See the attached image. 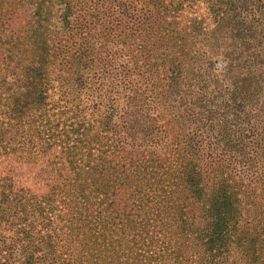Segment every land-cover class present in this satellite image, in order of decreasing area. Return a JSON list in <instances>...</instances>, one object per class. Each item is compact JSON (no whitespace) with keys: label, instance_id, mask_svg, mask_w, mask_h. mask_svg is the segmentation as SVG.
Listing matches in <instances>:
<instances>
[{"label":"trees","instance_id":"16d2710c","mask_svg":"<svg viewBox=\"0 0 264 264\" xmlns=\"http://www.w3.org/2000/svg\"><path fill=\"white\" fill-rule=\"evenodd\" d=\"M27 1L23 36L0 38L22 76L17 91L0 78V115L38 111L40 146L67 171L39 196L0 179L22 264H264V0H201L207 20L185 24L198 0ZM186 30L205 41L184 52ZM93 41H120L125 59L94 67ZM90 71L122 89L100 119Z\"/></svg>","mask_w":264,"mask_h":264},{"label":"rangeland","instance_id":"374dc122","mask_svg":"<svg viewBox=\"0 0 264 264\" xmlns=\"http://www.w3.org/2000/svg\"><path fill=\"white\" fill-rule=\"evenodd\" d=\"M194 5H190V8H186V13L182 15L187 18H183L188 21L195 18L196 20L200 18H205L207 20V11H205V3L198 0ZM2 11H0V38L4 40L7 37H22L26 29V24L29 21L30 14L32 12V6L28 5L27 0H3L0 6ZM5 11V13H3ZM76 11V10H75ZM77 14L74 13L71 16L70 21H73V17ZM59 12L56 9L52 10L50 22L54 24L55 30L59 31L60 21L58 19ZM205 20V21H206ZM185 24V23H184ZM97 30V29H96ZM187 31V30H186ZM187 31L185 33V39L183 42V51L185 52L190 43H196L202 40V36H196L189 34ZM225 33V32H224ZM222 34H216L214 40L223 41L220 37ZM224 47L231 49L228 45L229 39ZM3 42L0 41V78L5 77L6 84L14 90H19L22 76L18 71H11L9 66H7L5 61V50L6 46H3ZM94 48L102 46L100 53L98 54V61L94 63V67H101L102 63H108V60L112 57L115 59V63L125 59L126 54L125 45L121 44L120 41H93ZM16 43L21 45L18 47L21 51H26L24 56L28 55L27 42L22 38ZM191 43V44H193ZM224 49V48H222ZM105 56V57H104ZM23 62L22 64H24ZM96 68V69H97ZM61 69V68H60ZM58 61L54 62L48 70H50V79L52 82L56 80L63 82V80L69 78V73L62 71L58 72ZM114 69H117L115 65ZM98 73H100L98 71ZM93 75H96L93 76ZM88 77L86 83L84 84L90 89L89 101L88 103L92 114L97 119L102 117L104 112V101L103 96L108 95L107 91L114 86V90L117 93H121V86L117 84L114 72L106 73L104 76L98 75L96 71L87 72ZM68 81V80H67ZM112 83V84H111ZM71 84V82H70ZM69 84V85H70ZM110 84V86H108ZM68 87V86H67ZM70 90V89H69ZM67 89L66 92L69 91ZM63 91V90H62ZM71 98L76 97V94L71 91L69 95ZM119 104L121 100L118 101ZM0 115V179L6 177L11 183L13 189H27L32 194L39 196L47 192V183L49 177L57 178V175H65L67 171L66 164L62 157H59L58 149L55 147H50L49 149L43 150L40 146L39 139L36 135L35 124L39 120V113L36 110L30 109L25 112L21 117H15L12 120H7L1 118ZM114 121V120H113ZM170 137H168L169 139ZM169 142V141H168ZM54 182L52 181V184ZM20 237L19 232L15 229L8 227L7 224L0 222V264H22L25 259V254L23 248L19 246L17 238Z\"/></svg>","mask_w":264,"mask_h":264}]
</instances>
